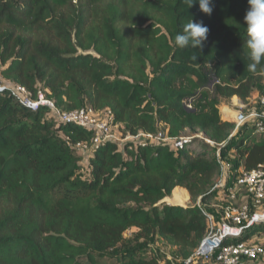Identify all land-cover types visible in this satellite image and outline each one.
<instances>
[{
	"label": "trees",
	"instance_id": "16d2710c",
	"mask_svg": "<svg viewBox=\"0 0 264 264\" xmlns=\"http://www.w3.org/2000/svg\"><path fill=\"white\" fill-rule=\"evenodd\" d=\"M212 7L209 16L185 0H0V264H160L159 238L174 259L197 250L209 225L196 203L217 214L221 202L214 146L130 140L90 149L92 128L61 122L46 106L29 110L12 84L34 98L42 90L65 111L108 110L122 136L202 134L225 143L233 168L252 170L264 164V131L249 119L234 132L220 105L246 104L264 89V60L246 68L248 0ZM191 19L209 28L202 49L175 44ZM176 187L191 204L162 202ZM257 233L264 224L235 242Z\"/></svg>",
	"mask_w": 264,
	"mask_h": 264
},
{
	"label": "built area",
	"instance_id": "2783aa9c",
	"mask_svg": "<svg viewBox=\"0 0 264 264\" xmlns=\"http://www.w3.org/2000/svg\"><path fill=\"white\" fill-rule=\"evenodd\" d=\"M4 89L5 84L0 83V92ZM12 94L21 105L31 111L35 112L40 107L46 106L61 122L92 128L94 137L90 149H96L108 141L125 143L130 140L141 145L172 140L176 147L189 150L198 149L193 138L188 136L169 138L162 130L157 133L122 136L118 126L113 125V116L110 111H96L89 106L65 111L58 108L51 99L45 97L42 90H39L34 98L24 86L12 84ZM261 101L264 106V97ZM191 107L192 105L189 103L188 108ZM244 107L245 104L242 102L234 114V132L249 119L255 120L257 132H263L264 112L256 110L247 112L243 110ZM195 137H200L216 148L215 157L221 167V173L213 189L220 194L221 204L217 205L219 213L210 211L199 199L196 204L207 218L208 233L190 257L186 259L167 258L160 264H196V259L199 256L204 261L214 260L216 264H246L248 261L264 257V243L235 242V239L241 237L246 229L264 224V164H259L252 170H245L243 167L237 170L233 168V163L222 155L221 150L225 143L215 145L214 142L198 133L195 134ZM66 143L70 144L68 138H66ZM76 147L80 150L88 149L85 144H77Z\"/></svg>",
	"mask_w": 264,
	"mask_h": 264
},
{
	"label": "clouds",
	"instance_id": "9594fccd",
	"mask_svg": "<svg viewBox=\"0 0 264 264\" xmlns=\"http://www.w3.org/2000/svg\"><path fill=\"white\" fill-rule=\"evenodd\" d=\"M197 2L201 12L209 16L212 14V0H185L189 8ZM243 25L246 26L243 48H246L250 60L246 68L256 72L257 66L264 60V0H248ZM208 34L209 28L203 22L198 23L191 19L176 35L175 44L180 49L188 47L194 50L202 49Z\"/></svg>",
	"mask_w": 264,
	"mask_h": 264
},
{
	"label": "rangeland",
	"instance_id": "374dc122",
	"mask_svg": "<svg viewBox=\"0 0 264 264\" xmlns=\"http://www.w3.org/2000/svg\"><path fill=\"white\" fill-rule=\"evenodd\" d=\"M263 97H264V89H263L262 85H259L253 94V98H252L253 100H249L248 103L245 104V107L243 108V110L247 111V112L252 111V110L264 112V106H263L262 101H261ZM238 108H239V106L236 108V111L238 110ZM232 121H233V119H232ZM116 131H118V130L116 129ZM185 135L193 138L196 141V144L198 147H201L202 145L205 144L204 140H202L200 137H195L194 132L187 131ZM178 190L179 189H176L174 191V194L176 195V197H178L180 195L185 196V193L179 192ZM180 190H182V189H180ZM182 191H184V190H182ZM126 234L132 235L133 230L128 231ZM249 241L251 243H264V234L257 233L253 237H251L249 239ZM155 246L158 247L162 252H165V253L171 255L172 259L177 257L176 251H174L171 247H169L162 239L159 238V239L155 240ZM97 264H117V263L113 259H111V260L103 259V262L98 261ZM200 264H216V263L214 262V260H210V261H204L203 263H200ZM246 264H264V257L248 261Z\"/></svg>",
	"mask_w": 264,
	"mask_h": 264
},
{
	"label": "crops",
	"instance_id": "0c3cea01",
	"mask_svg": "<svg viewBox=\"0 0 264 264\" xmlns=\"http://www.w3.org/2000/svg\"><path fill=\"white\" fill-rule=\"evenodd\" d=\"M253 100V99H251ZM242 103V101L238 98V97H233L231 100L229 101H225L223 102L221 105H220V110H221V115H222V118L226 121H232L233 117H234V114H235V111H236V108L238 106H240ZM226 112V113H225ZM227 114V115H226ZM226 116V117H225ZM176 189H182L185 191V201L183 204H179V203H171L168 199L170 197H173L174 196V191ZM191 197H190V194L189 192L187 191V189L183 188V187H176L173 192H172V195L169 196V197H166L162 200V202H165L167 204H170V205H179V206H186V205H189L191 204ZM167 258H171V255L167 254Z\"/></svg>",
	"mask_w": 264,
	"mask_h": 264
},
{
	"label": "bare ground",
	"instance_id": "6f19581e",
	"mask_svg": "<svg viewBox=\"0 0 264 264\" xmlns=\"http://www.w3.org/2000/svg\"><path fill=\"white\" fill-rule=\"evenodd\" d=\"M226 113V112H225ZM227 115V114H226ZM171 203H179V204H183L184 203V201H185V196H178V197H176V195L174 194V196L173 197H170L169 199H168Z\"/></svg>",
	"mask_w": 264,
	"mask_h": 264
}]
</instances>
